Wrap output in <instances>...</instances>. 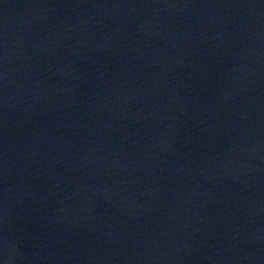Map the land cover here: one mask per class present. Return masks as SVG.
<instances>
[{
  "label": "water",
  "instance_id": "1",
  "mask_svg": "<svg viewBox=\"0 0 264 264\" xmlns=\"http://www.w3.org/2000/svg\"><path fill=\"white\" fill-rule=\"evenodd\" d=\"M0 264H264V133L0 61Z\"/></svg>",
  "mask_w": 264,
  "mask_h": 264
}]
</instances>
